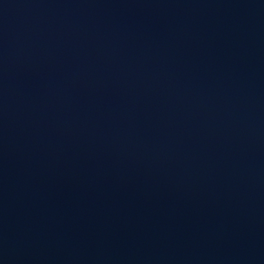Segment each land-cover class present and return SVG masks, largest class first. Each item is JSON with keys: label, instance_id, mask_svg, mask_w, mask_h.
<instances>
[{"label": "water", "instance_id": "water-1", "mask_svg": "<svg viewBox=\"0 0 264 264\" xmlns=\"http://www.w3.org/2000/svg\"><path fill=\"white\" fill-rule=\"evenodd\" d=\"M0 264H264V0H0Z\"/></svg>", "mask_w": 264, "mask_h": 264}]
</instances>
